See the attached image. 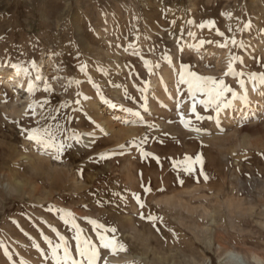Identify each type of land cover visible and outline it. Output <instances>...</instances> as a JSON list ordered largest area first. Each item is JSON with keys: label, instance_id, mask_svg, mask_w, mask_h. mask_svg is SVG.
Here are the masks:
<instances>
[{"label": "rangeland", "instance_id": "rangeland-1", "mask_svg": "<svg viewBox=\"0 0 264 264\" xmlns=\"http://www.w3.org/2000/svg\"><path fill=\"white\" fill-rule=\"evenodd\" d=\"M0 72V264H264V0H0Z\"/></svg>", "mask_w": 264, "mask_h": 264}, {"label": "snow or ice", "instance_id": "snow-or-ice-1", "mask_svg": "<svg viewBox=\"0 0 264 264\" xmlns=\"http://www.w3.org/2000/svg\"><path fill=\"white\" fill-rule=\"evenodd\" d=\"M190 75L193 77L192 81L190 82V86L195 88L196 90L202 93H207L209 96H211L213 93H215V96L217 97L222 94V92L220 91L218 87H214L217 84V81H215L214 79L201 78L199 76H195V74H190ZM209 81L211 82V85L213 86H209ZM192 111L195 113V104L192 107ZM197 118L199 119L200 117L197 116ZM29 139L34 140L37 143L45 144L46 146H49V147L57 146L54 134H52L50 131H47V130H45L44 133H41L39 130H34L32 134L29 136ZM58 150L62 151L63 145H59ZM187 159L191 160V158H187ZM196 159L198 162H200L199 157H197ZM187 170L191 171V168L189 167ZM181 183H183V181H181ZM65 222L67 223V221ZM111 231L114 232L115 229H111ZM100 238L101 240H104L103 236H101ZM103 246L105 248H112L113 250H115L116 242L114 240H109V241H106ZM120 250L125 251L126 248L123 245H120ZM84 254H85L84 252H81V255H84ZM96 257H97V252L93 248L91 251L90 257L88 259V264H96Z\"/></svg>", "mask_w": 264, "mask_h": 264}, {"label": "bare ground", "instance_id": "bare-ground-1", "mask_svg": "<svg viewBox=\"0 0 264 264\" xmlns=\"http://www.w3.org/2000/svg\"><path fill=\"white\" fill-rule=\"evenodd\" d=\"M19 80V76L15 72H10L4 75L0 72V81L7 87H14L19 82ZM227 255L235 262V264H243L242 257L233 251H227Z\"/></svg>", "mask_w": 264, "mask_h": 264}]
</instances>
